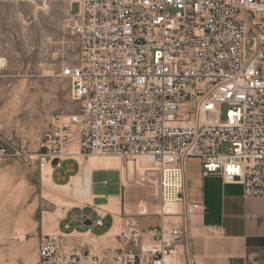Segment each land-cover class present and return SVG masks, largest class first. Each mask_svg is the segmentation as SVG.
I'll use <instances>...</instances> for the list:
<instances>
[{
  "label": "built area",
  "instance_id": "obj_1",
  "mask_svg": "<svg viewBox=\"0 0 264 264\" xmlns=\"http://www.w3.org/2000/svg\"><path fill=\"white\" fill-rule=\"evenodd\" d=\"M67 2L76 54L59 76L74 111L51 116L34 155L21 154L41 174L66 160L142 158L157 172L159 222L144 229L127 215L96 234L103 215L66 211L39 238L38 264H192L200 205L186 198L188 158L264 198V0Z\"/></svg>",
  "mask_w": 264,
  "mask_h": 264
},
{
  "label": "rangeland",
  "instance_id": "obj_2",
  "mask_svg": "<svg viewBox=\"0 0 264 264\" xmlns=\"http://www.w3.org/2000/svg\"><path fill=\"white\" fill-rule=\"evenodd\" d=\"M67 13V0H0V145L8 149L0 155V264H38L39 238L58 232L66 211L78 209L71 192L57 187L36 169L32 158L21 154L24 150L34 155L51 116L74 111L68 80L59 76L76 54L74 38L65 27ZM129 160L134 168L130 174L123 159L114 166L117 173H96V190L115 192L118 173L130 176L126 204L113 214L116 222L127 215L139 222L158 218L159 193L153 182L157 172L142 158ZM185 166L189 183L200 162L188 158ZM104 178L109 185L100 183Z\"/></svg>",
  "mask_w": 264,
  "mask_h": 264
},
{
  "label": "crops",
  "instance_id": "obj_3",
  "mask_svg": "<svg viewBox=\"0 0 264 264\" xmlns=\"http://www.w3.org/2000/svg\"><path fill=\"white\" fill-rule=\"evenodd\" d=\"M104 162L66 160L61 168L50 170L51 181L60 189L71 192L74 207L83 208L94 217L97 213L103 215L102 227L105 229L98 234L114 226L116 219L113 214L126 204L125 186L129 185L130 179V176L122 174L121 177L118 173L114 182L117 186L115 192L97 191L96 173H117L114 166L118 161ZM123 162L127 164V173L134 169L128 158ZM72 177L89 178L86 192L75 189ZM187 182L186 176L187 201L200 205L189 221L192 264H264V198L246 197L241 185L224 183L217 175L204 176L201 168ZM100 183L109 185L105 178ZM158 222L157 217L141 218L140 224L144 226L146 223L148 229Z\"/></svg>",
  "mask_w": 264,
  "mask_h": 264
},
{
  "label": "bare ground",
  "instance_id": "obj_4",
  "mask_svg": "<svg viewBox=\"0 0 264 264\" xmlns=\"http://www.w3.org/2000/svg\"><path fill=\"white\" fill-rule=\"evenodd\" d=\"M1 59H0V65H1ZM125 159V158H124ZM129 159V158H128ZM91 160H96V161H118V159H115V158H95V157H91L89 160H88V162L89 161H91ZM136 165V164H135ZM45 174L47 175V176H49V179H50V169L48 168V169H46L45 171ZM71 183H73L74 184V186H75V189L76 190H80V191H82V192H86V187L89 185V178L87 177V178H80V177H72L71 178ZM175 206H176V204L173 202V201H171V200H168V204H167V208L169 207V209H174L175 208ZM107 210V209H106ZM109 211V210H108ZM112 212V211H111ZM51 234H53V233H51Z\"/></svg>",
  "mask_w": 264,
  "mask_h": 264
}]
</instances>
